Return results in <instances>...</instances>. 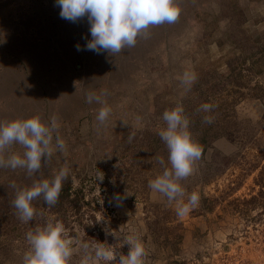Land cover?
Wrapping results in <instances>:
<instances>
[{
	"label": "rangeland",
	"instance_id": "1",
	"mask_svg": "<svg viewBox=\"0 0 264 264\" xmlns=\"http://www.w3.org/2000/svg\"><path fill=\"white\" fill-rule=\"evenodd\" d=\"M11 2L13 11L0 8V20L13 19L9 26L0 22V121L38 116L50 126L55 116L59 127L52 146L58 134L66 148L55 150L46 163L42 158L41 169L31 176L24 168L0 167V264H23L29 249L26 234L52 222L38 212L23 223L12 203L16 192L51 181L62 167L69 169L62 184L91 188L84 191V199L97 205L94 215L102 243L117 254L126 255V238L138 235L146 250L144 264H264V187L258 194L253 183L258 168L242 173L254 155L252 137L247 136L252 133L261 138L258 143L264 142V123H259L264 106L246 89L233 106L238 138L213 139L194 163L193 174L180 181L186 193L183 202L195 191L199 205L180 217L175 201L169 203L149 188L161 167L171 168L162 140L164 152L158 153L156 134L167 127L163 112L191 104L195 87L203 88L214 78L222 83L217 75L227 74L224 61L238 55L235 45L241 40H264V0H175L181 10L175 23L150 27L147 39L138 37L134 47L115 55L85 49L91 40L86 18L76 22L83 25L78 26L59 12H29ZM185 71L197 76L190 90L179 79ZM253 81L263 85L264 72L247 82ZM223 84L221 88L237 95ZM89 93L111 108L103 125L96 116L104 105L87 103ZM23 152L13 143L3 155L7 159ZM213 153L216 160L225 156L230 161L210 162ZM233 184L236 188L222 195L226 185ZM218 194L220 201L211 210L201 207L205 197ZM251 195L253 203H241ZM42 198L34 199L32 207L38 208L35 202ZM69 226L64 225L73 241L68 264H80L86 255L81 231L71 225L72 235ZM88 254L93 256L89 264H110L95 260V245H89Z\"/></svg>",
	"mask_w": 264,
	"mask_h": 264
},
{
	"label": "clouds",
	"instance_id": "2",
	"mask_svg": "<svg viewBox=\"0 0 264 264\" xmlns=\"http://www.w3.org/2000/svg\"><path fill=\"white\" fill-rule=\"evenodd\" d=\"M60 8L62 19L76 23L86 18L89 25L91 40L85 45L86 50L97 54L107 52L111 55L119 54L125 48L134 47L138 37L147 39L149 28L163 24H173L180 16V8L175 0H55ZM77 51L82 50L76 45ZM180 82L187 89L195 83V72L185 71ZM86 102L104 105L98 110L96 120L103 125L111 114V108L106 101L95 93L86 96ZM213 105L204 103L200 110L209 112ZM184 109L177 105L171 110L163 112V120L167 127L159 131V136L168 149V161L171 168H165L161 175L149 181V188L162 194L169 203L176 202V214L180 217L188 214L199 205V193L193 191L187 194V202H183L185 189L180 181L188 178L194 172V163L201 158V146L191 139L188 131L189 120L183 115ZM205 123H212V118L204 117ZM59 125L57 118L52 117L50 126L41 122L40 117L25 120L0 121V167L24 168L28 175L38 172L43 162L51 159L55 150L63 152L65 141L57 134L55 148L52 146L53 133ZM13 143H18L24 152L22 156L12 153L4 158V152ZM157 162L164 164L163 158L158 157ZM69 169L62 167L54 178L35 182L29 188L16 192L13 206L16 208L18 218L28 223L36 215L32 201L43 197L44 202L52 207L59 200L62 182L68 179ZM12 187H15L13 184ZM119 199V197H117ZM29 244L24 254L23 264H68L72 255L73 241L66 237L63 223L49 221L43 227H37L26 234ZM128 252L126 255L117 254L106 248L103 243L95 246V260H106L110 264H144L146 250L138 235H129L126 238ZM85 250V257L80 264H89L93 259L88 254L89 245H81Z\"/></svg>",
	"mask_w": 264,
	"mask_h": 264
},
{
	"label": "trees",
	"instance_id": "3",
	"mask_svg": "<svg viewBox=\"0 0 264 264\" xmlns=\"http://www.w3.org/2000/svg\"><path fill=\"white\" fill-rule=\"evenodd\" d=\"M243 40H241L239 44L237 43V46L235 45L238 50V55L224 61L228 70L227 74L217 75L222 83L220 82L218 84V81L214 78V82L210 83L209 81V84L203 88L195 87L191 90L193 92V101L184 108V115L189 120L188 131L191 135V139L201 146L203 150L202 152L205 151L207 145L213 139L219 136H223L229 141H235L236 138H238L239 132L234 120L235 115L233 112V106L234 102L243 94L244 89H246L247 93L251 96L259 98L264 106V84L259 85L256 81H253L252 85H250L247 82L249 81V77L264 72V40L263 38L254 39L251 42H247L246 38ZM214 70L215 69H212V71ZM223 83L228 84V86L233 89L232 92L237 95L233 96L230 94L231 90L226 89L225 91V89L221 88L224 85ZM204 103L213 105L212 110L209 112L200 110V106ZM205 116L211 117L212 123H205ZM259 123H264V112ZM245 133L246 130L242 131V134ZM252 135L253 134L251 133L247 137H252L250 141L254 148V155H252L254 160H251L249 166L247 165V167L242 170V173L246 174L247 172L258 168L253 183L258 187L257 193L260 194L264 187V162L259 166L258 164L259 160L264 158V142L258 143L261 138H256V136ZM156 136L159 141L158 153H160L163 151L164 145L161 143L162 139L158 133ZM216 158H218V155L213 153L209 160L210 162L223 161L224 164H227L230 161V158L225 156H220L219 160H216ZM165 168L167 167H161V174ZM217 170L221 171L222 167L220 166V169L218 168ZM212 175H215V173H212ZM205 182L206 181H204V183ZM235 188L236 186L234 184L226 185L222 190V195L230 194ZM90 189L91 188L85 187L84 184H79L75 187L70 186L69 183L62 184V190L56 205L52 207L48 206L43 198L42 200L36 201L35 204H38V208L35 209L33 207L36 210V215H34V217L40 212L42 216H49L50 219H52V222L59 221L65 226L70 225L69 231L72 235H74V232H72L74 226L71 225H75L81 231V240L84 243L96 246L97 242L102 243L103 239L100 227L97 226L94 215V210L97 205L90 206V201L84 199V191H89ZM220 195L221 194H218L215 197H205V199L202 200L201 207L204 210H211L214 203L220 201L217 199L221 197ZM236 200L237 199H233V201ZM249 202H254L253 195L241 203L247 204ZM198 211L199 210H197L196 213ZM83 213H86L84 219H82Z\"/></svg>",
	"mask_w": 264,
	"mask_h": 264
},
{
	"label": "crops",
	"instance_id": "4",
	"mask_svg": "<svg viewBox=\"0 0 264 264\" xmlns=\"http://www.w3.org/2000/svg\"><path fill=\"white\" fill-rule=\"evenodd\" d=\"M11 1H17L21 6L23 5V9L26 11L28 10L29 12L31 10H46V11H54V12H60V8L58 6L55 5V0H4L1 3L0 8H2V10H8V11H13V6H12V2ZM13 19H1L0 22H3V26H9L10 22ZM85 23V22H84ZM83 23V24H84ZM76 25L78 26H83L82 23H76ZM9 35H11L10 33H8ZM3 36V34H2ZM17 39V38H16ZM74 43V42H73ZM10 49H13V47H9Z\"/></svg>",
	"mask_w": 264,
	"mask_h": 264
}]
</instances>
